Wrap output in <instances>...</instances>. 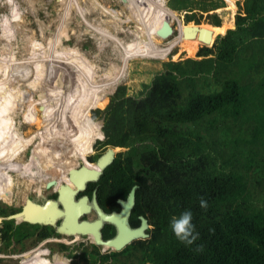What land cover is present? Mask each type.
Segmentation results:
<instances>
[{
  "label": "trees",
  "instance_id": "1",
  "mask_svg": "<svg viewBox=\"0 0 264 264\" xmlns=\"http://www.w3.org/2000/svg\"><path fill=\"white\" fill-rule=\"evenodd\" d=\"M173 1L174 10L192 3ZM242 10L233 29L210 48L199 49L200 59L171 62L159 73L153 67L160 63L151 61L152 68L143 65L138 70L142 78L149 77L147 85L143 79L128 80L105 110L92 111L89 121H104L119 110L105 122L102 140L93 145L98 152L90 161L108 147L125 151L89 184V193L97 186L99 204L106 211L118 210L117 200L136 185L129 223L136 226L143 215L152 230L148 239L135 240L120 251L101 252L91 243V249L70 254V264H264V204H256L258 194L247 193L245 186L250 174L259 168L264 172V0H244ZM210 23L222 24L217 16ZM141 98L136 106L131 104ZM7 121L8 154L18 124L11 117ZM85 124H69L65 132L70 138L73 133L85 136ZM96 136L100 139L101 132L80 149V156ZM3 143L0 138V146ZM50 146V158L63 150L58 141ZM201 197L207 200L206 209L199 207ZM189 209L199 234L192 245L180 242L169 227L173 216ZM53 231L3 221L0 242L5 248L25 250L26 241L33 246L52 237ZM102 231L104 238L114 233L111 226ZM58 246V252L69 249Z\"/></svg>",
  "mask_w": 264,
  "mask_h": 264
},
{
  "label": "rangeland",
  "instance_id": "2",
  "mask_svg": "<svg viewBox=\"0 0 264 264\" xmlns=\"http://www.w3.org/2000/svg\"><path fill=\"white\" fill-rule=\"evenodd\" d=\"M163 1H165V6L174 15L173 17L166 16V21L170 25L172 24L174 32L166 39L157 38L155 40V46L158 50L165 51L158 53L162 58H158V55L153 58L135 57L130 59L125 64V78L122 82H119V79L116 78L112 71H104L103 69H106L111 63L119 62V59H121L118 52L120 48L115 40L127 44L133 40L135 30L140 29L139 23L135 18L132 20L128 19L131 18V11L126 8L127 3L125 0H0V21L7 18L8 24V26H4L8 29V36H0V48H4L7 55L10 54V57L14 54V64L16 65L17 61L21 62L28 55V60L31 62L20 63V67H25V70L29 74L31 72L30 75L33 72L35 79L30 85H20L21 88L18 84H13L17 88L16 90L14 89L15 91L8 103V117L13 118L19 123V126H17V129H19L18 134L26 138L33 135L35 136V140L26 146L18 156L19 159L27 160L26 166L28 172L23 173L20 171L21 173H14L9 169L8 175H0L1 204L10 206L14 212L22 206L26 198H33L42 202L54 194L52 189L46 188L39 182L42 180L43 175L47 173L48 177L55 180L59 186L67 178L68 169L55 170L53 166L54 160L66 158L65 153L63 150L53 152V154H59L50 158L53 161L50 160L51 162L48 161L45 164L44 156H47L51 146L43 140L42 134H37V132L42 130L45 131L46 136H49L46 126L54 124L57 121H62V128L58 131L59 136L56 140L60 139L67 125L71 123L76 124L84 120L89 121L88 118L92 115V111L97 109L100 111L105 110L116 89L119 86L127 85L128 80L138 83L143 79L145 85H147L150 79L149 77L142 78V72H138L140 67L147 65L149 66L148 68H152L151 61L159 62V66L153 67L159 73L164 71V66L170 65L171 62L176 63L189 58L200 59L197 57L199 49L213 46L219 36H223L227 30L234 28L236 16L239 14L243 15L244 0H190L192 2L190 3V7L181 10H174L175 2L173 0ZM143 8H146L142 10L143 15L156 25L153 26L154 29H158L163 22V19H160V11H154L151 14L150 11L152 10L148 5L144 6L143 4ZM202 8H208L209 11L203 12ZM18 12L19 16L17 18L16 14ZM15 16L16 18H14ZM214 16H217V19L221 20V26L225 27L224 30L221 31L218 28L221 26H213L210 23L213 21ZM205 26H211L215 30L207 31L204 29ZM144 32L148 34L146 31ZM106 33L110 37H105ZM186 35H190L189 38L197 42L196 52L193 56L188 55L185 50L184 41ZM145 37L151 40L152 36L150 38L148 36ZM202 39L205 42L208 40V42L203 43ZM57 49L63 57L68 56V65L71 70H67V64L65 63L64 69L70 75L77 77L80 83L88 85L100 96L107 97L108 102L105 108H92L83 119L76 118L71 121L63 119L62 116H65L64 111L66 110L63 101L67 97L63 100L64 95H60V100L57 99L50 92V89L53 87L51 86L52 80L45 79L48 75H51V78L54 75L52 63L57 62L55 56L59 58L56 52ZM77 56L81 58V61L76 60ZM93 64L97 67L92 68ZM34 65L41 66V68L39 67L41 70L38 68L31 69ZM11 70L14 69L12 68ZM4 86L7 88L8 84H4ZM74 90L68 89L71 92L68 95H74ZM21 97H27L29 100V103L24 104V111H26L23 115H21L22 111L15 112L14 108L16 106L15 103ZM70 99L74 100L72 97ZM54 101H57L56 105L51 109V104ZM99 121L102 122L101 119L91 122ZM7 124L8 122L0 124V138L4 139V143L0 146V151L4 153H6L11 144V137L7 134ZM97 136L93 140L89 152L85 155L86 160L91 164L95 162L94 160L90 161L91 158L95 157L98 152L93 145L97 140H102V138L99 139ZM15 150L16 146L8 154L6 153V157H1L0 162L15 159ZM124 151L125 149L120 148L116 151L115 156ZM72 162L74 168L83 165V161L78 157L72 159ZM7 177L10 178L11 184L8 183ZM245 186L248 188L247 193L255 197L258 194L256 204H261L262 202L264 204V172L260 168L255 175H249ZM82 201L83 198L81 197L75 203L79 204L81 202L83 204ZM83 217L93 220L95 213L92 210H87ZM14 225L18 224L14 222ZM151 230L152 226L149 227V234ZM53 232L51 238L33 246H29L31 240L26 241L27 247L25 250H21L17 245H12L10 248H1L0 264H70V254L76 251L80 252L83 248L91 249V239L88 237L78 236L75 238L68 236L65 238L62 235H57L55 231ZM56 244H64L69 249L65 252H58ZM100 251L111 250L100 247ZM60 258L64 259L65 262H62ZM25 259L28 261H24Z\"/></svg>",
  "mask_w": 264,
  "mask_h": 264
},
{
  "label": "bare ground",
  "instance_id": "3",
  "mask_svg": "<svg viewBox=\"0 0 264 264\" xmlns=\"http://www.w3.org/2000/svg\"><path fill=\"white\" fill-rule=\"evenodd\" d=\"M125 1L127 3L126 8L129 9L130 11L132 10L131 11V18H128V19L132 20L135 18V20H137L139 23L140 29L135 30V33H134L135 35H134L133 40L127 44L121 43L122 41L115 40V42H117V44L120 48L119 50L117 49L119 52V56L121 57V59H119L120 63L119 62L111 63L107 66L106 69H103L104 71L105 70L112 71L115 74L116 78L119 79V82H122L125 78V76H124L125 64L130 59L135 58V57L153 58V57H156L158 55H159L158 58H160V57L162 58V56H160V54H158V53L165 52V51H162L160 49L158 50V48L155 46V40L159 37L156 36V30L157 29H154L152 27L156 26V25H154L149 20V18H147L146 16L143 15L142 10L147 8V7L143 8V4H144V6L145 5H148V6L153 5V6L157 7V9H154L155 11L164 12L167 14L168 17L174 16L173 13H171V11L165 6V1H163V0H125ZM14 10H15V8H14ZM148 12H149V10H148ZM127 15H129V14H127ZM149 15H150V13H149ZM16 16L18 18L19 12L16 14ZM16 16L14 18H16ZM132 16H134V17H132ZM165 21H166V18H165ZM4 26H8L7 18L0 21V36L4 35L5 37H7L8 36V29L5 28ZM204 29L207 31L208 30H210V31L215 30L211 26H205ZM144 31H146L148 34H146ZM150 32H151V34H149ZM107 33L109 34V32H107ZM107 33L104 36L110 37ZM145 36H148L149 38L152 36L151 40L146 38ZM189 36L188 35L185 36L184 45H185V50H186L187 54L190 56H193L194 53L196 52V47H197L196 43L197 42L194 41L193 39H190ZM94 45H96V44H94ZM54 50H56V49H54ZM54 50H53V52H54ZM56 52L58 53L57 55L59 56V58L57 56H55L57 58V62L52 63V66L54 69V75L52 76V78H51V75H48L45 77V79L46 80L50 79V81L52 80L51 86H53V87L50 89V92H52V94L57 99L60 100V95H64L63 100L65 99V97H67L64 101L62 100L63 104L66 106V110L64 111L65 116H62L63 119L68 120V121H71L72 119H76V118L83 119L89 114V112L92 108H99V109L105 108V106L108 102L107 97L106 96H100L98 93H96V91H93L92 88L89 87L88 85H85L82 82L80 83V81L77 77L70 75L68 72L69 70H71V69H69V65H68V62H69L68 56L63 57L58 49ZM9 57H10V54L7 55L4 48H0V124H2L4 122L6 123V121L8 119V115H9L8 103H9V100L11 99L12 94L14 93V91L17 88L16 86H13V84H15V85L18 84L19 87H20V85L27 86V85H30V83L33 80H35L33 72H32V75H30L31 74L30 71H29L30 72V74H29L27 72V70H25V67H20V63L22 64L24 62H28V63L31 62L30 60H28V58H29L28 55H27V57L23 58L21 60V62L17 61V65L14 64V60H15L14 54H12L10 58ZM76 60L81 61V58L79 56H77ZM64 63L67 64L66 67H67L68 71L64 69L65 68ZM13 65H14V67H13ZM32 67L33 68H31V69H35V68L39 69V67L41 68V66H35V65ZM91 67L96 68L97 66L95 64H93ZM12 68L14 70H11ZM39 70H41V69H39ZM43 73H44V71H43ZM4 84H6V85L8 84L9 88L8 87L6 88L4 86ZM2 88H4V89L2 90ZM70 88L75 89L73 92L74 95H68L71 93L68 91V89H70ZM109 92H111V91H109ZM92 95H95V96H92ZM69 97L74 98V100L72 99V102H66L65 103L66 100L70 99ZM56 102L57 101H54L51 104V109H53V106L56 105ZM26 103H29L28 98L27 97H21L17 101L16 107H15V112L16 111L17 112L22 111L21 115H23L24 112L26 111V110L24 111V104H26ZM25 108H27V107H25ZM78 108H80V109L78 110ZM35 111H37V110H35ZM102 122H103V120H102ZM62 124H63L62 121L57 122V126L59 128L62 127ZM48 132H47L49 134L48 137H50V138L56 139L59 136L57 131L53 128H51L50 131H48ZM37 134L44 135L45 131L40 130L39 132H37ZM27 140H29V137L27 138ZM58 141H59V139H58ZM28 145L29 144L27 143V141H24L21 143L19 141L17 142L16 150H15V152H16L15 159L5 160L3 162H0V175H2V176L8 175L9 169H11L14 173H16V172L21 173L20 171L23 172L25 170L26 163H25V161H22L23 163H21V160H23V159H19L18 156L20 153H22L24 148ZM63 149L66 150L65 148H63ZM47 157L50 159L49 156H47ZM65 159L66 158L63 157V158H60L59 160H54L53 161L54 162V164H53L54 168H57L58 163L61 162V160L64 161ZM92 164H94V167H88L86 165L85 166L89 169H94V170L97 169L96 161ZM7 178H9V177H7ZM39 182L41 184H43L46 188H52L53 191H57L60 193V203H61V207L63 209V213H62L63 219L67 218L69 216H76V215L77 216H83V215H85V212L87 210H92L95 213L94 225L92 227L93 231L96 230L99 226H101L102 223H104V222H113V223L121 226L123 229L129 230L128 226H126V224L124 223L122 216L118 212L112 211L110 213H106L102 210V208L95 201L86 202L84 204V206L78 210H75L72 212H66L64 210V200L62 198V192H61L60 186H57L55 181H50L47 184H45V180H41ZM85 219L88 220L87 218H85ZM61 221L58 223V226L56 229L57 234L62 235V236H66L64 228L61 224L62 223ZM93 231H91L90 234H89V232L87 233L89 239L93 238ZM74 237L77 238V235H74Z\"/></svg>",
  "mask_w": 264,
  "mask_h": 264
},
{
  "label": "water",
  "instance_id": "4",
  "mask_svg": "<svg viewBox=\"0 0 264 264\" xmlns=\"http://www.w3.org/2000/svg\"><path fill=\"white\" fill-rule=\"evenodd\" d=\"M173 32L174 28L172 27V24L170 25L169 22L164 21L156 30V35L159 38L166 39L170 37ZM201 41L203 43L208 42V40H206L207 42H205L203 39ZM146 91L147 88L145 89L144 95ZM144 95L142 96V98L144 97ZM142 98L138 101L133 102L132 104L136 106L142 100ZM118 111L119 110L112 111L102 122V125L100 126L101 138H103L102 128L105 122L110 117L114 116ZM119 149L120 148L118 147H108L102 154L97 157V169L95 170L89 169L85 165H81L78 168H71L68 170V182H64L60 186L62 198L64 200V210L66 212L78 210L82 208L86 202L89 201H95L99 206H101L97 200L96 189L93 191L90 200H88L87 198L83 199L82 202H85L83 205L81 202V204L75 203L76 197L79 193L86 190L88 184L96 183L99 180L104 169L112 163L113 159L115 158L116 151H118ZM136 189L137 186H133L128 192L125 199H119L117 201L119 207L116 212H118L122 216L123 221L126 226H128L129 230H125L121 226L113 222H104L101 226L93 231L92 227L94 225V219L86 220L77 215L69 216L63 219V209L60 203V193L57 191H54V198H46L42 202H39L33 198H26L19 211L5 217H0V224L3 221H14L17 224L26 223L32 226L50 227L57 234L56 229L58 223L62 220L61 224L64 228L66 236L77 235L88 237L87 233L89 232L90 234V232L93 231V238L91 239V241L94 245L113 251H120L135 240H145L149 238V233H146V230L151 227V225L143 215H139L137 217L139 223L136 226H131L129 223V217L135 203ZM103 210L105 209L103 208ZM112 211L106 212L110 213ZM104 226L113 227L114 235L109 238H104L101 231Z\"/></svg>",
  "mask_w": 264,
  "mask_h": 264
},
{
  "label": "flooded vegetation",
  "instance_id": "5",
  "mask_svg": "<svg viewBox=\"0 0 264 264\" xmlns=\"http://www.w3.org/2000/svg\"><path fill=\"white\" fill-rule=\"evenodd\" d=\"M151 6V5H150ZM132 11V10H131ZM150 13L151 14H153V12L152 11H150ZM16 107V106H15ZM14 107V108H15ZM14 120V119H13ZM15 122H17L16 120H14ZM8 122V124H7V126L9 127V125H10V121H7ZM58 122V121H57ZM57 122L56 123H54V124H48L46 127H47V131H50V129L51 128H53V129H55L56 131H57V133H58V131L62 128H59L58 126H57ZM17 124H18V126H19V123L17 122ZM72 124V123H71ZM101 124H102V122L101 121H99V122H89V121H86V124H85V126H83L82 127V130H83V132H87V134L85 135V136H79V133H73L72 134V140H71V138H70V136L65 132V130H64V132L62 133V135H61V137H62V140H61V137H60V139H59V141L58 140H56V139H54V138H50V137H48V136H46L45 134L44 135H42V138H43V140H45L46 142H48L50 145H51V143L53 142V141H58V142H60L61 143V145L63 146V148H65L66 150H64L63 149V152L65 153V155H66V159L64 160V161H62L61 160V162L58 164V166H57V168H55V170H59V169H70V168H74L73 167V165H72V159H74V158H76V157H78V158H80L82 161H83V164L84 165H86V166H88V167H94V164H91V163H89L87 160H86V158H85V155L88 153V151H89V148L86 146V150H85V152L83 153V155L82 156H80V154H79V151H80V149L93 137V136H95L96 134H97V132L98 131H100V126H101ZM19 133V129H17L16 130V132H15V141H14V143H13V147L14 146H16L17 145V142L19 141L20 143L21 142H24V141H27V143L30 145L34 140H35V136H28V137H30L29 138V140H27V138L26 137H22L20 134H18ZM75 141V142H74ZM49 144H48V149H49ZM55 146L56 147H58L59 146V144H55ZM32 151V150H31ZM49 153V152H48ZM47 156H49L48 154H47ZM47 156H44V159H45V164L48 162V161H50V160H52V159H49ZM0 158H1V155H0ZM22 161H25V163H26V159H23V160H21V163H23ZM53 161V160H52ZM96 161V160H95ZM51 162V161H50ZM25 172H28V168H27V166H25V170L23 171V173H25ZM7 180H8V183L9 184H11V180H10V178H7ZM42 180H45V184H47L48 182H50V181H55V180H53L52 178H50V177H48V175H47V173L45 174V175H43V177H42ZM64 182H67V178L64 180ZM55 183L57 184V182L55 181ZM57 186H59V185H57ZM89 184L87 185V187H86V190L85 191H83V192H81V193H79L78 195H77V197H76V201L77 200H79L81 197L83 198V197H87V199L88 200H90L91 199V195H92V193H93V191L96 189H98V187L97 186H95L92 190H91V193H89ZM48 189H52V188H48ZM96 194H97V191H96ZM0 197H1V194H0ZM54 198L55 197V193L53 194V195H51V196H49V198ZM86 199V198H85ZM118 201V200H117ZM83 204H84V202H83ZM82 204V205H83ZM21 209V207L18 209V210H15L14 212H13V210H12V208L9 206H6V205H3V204H1V202H0V217H5V216H7V215H10V214H13V213H15V212H17V211H19ZM3 212L5 213V214H3ZM83 216H85V215H83ZM83 216H81V218H83V219H85L86 217H83ZM89 220V219H88ZM104 228V227H103ZM103 228L101 229V231L103 230ZM102 234H103V231H102ZM58 235V234H57ZM113 235H114V233H113ZM112 235V236H113ZM65 238L66 237H68V236H64ZM70 237V236H69ZM72 237H74V236H72ZM78 237V236H77ZM79 237H82V236H79ZM86 237V236H85ZM51 238V237H50ZM46 240V239H45ZM91 243H92V241H91ZM57 245V248H59V244H56ZM2 246V247H1ZM12 245H10V246H8V248H10ZM1 248H5V247H3V244L0 242V249ZM58 250V249H57ZM54 257V256H53ZM60 260H61V258H60ZM24 261H28V260H24Z\"/></svg>",
  "mask_w": 264,
  "mask_h": 264
},
{
  "label": "clouds",
  "instance_id": "6",
  "mask_svg": "<svg viewBox=\"0 0 264 264\" xmlns=\"http://www.w3.org/2000/svg\"><path fill=\"white\" fill-rule=\"evenodd\" d=\"M208 206L207 200L203 197L199 199V207L206 209ZM192 211L185 210L178 216H173L169 221V227L175 237L182 243L192 245L196 242L199 234L195 231V225L192 223Z\"/></svg>",
  "mask_w": 264,
  "mask_h": 264
},
{
  "label": "crops",
  "instance_id": "7",
  "mask_svg": "<svg viewBox=\"0 0 264 264\" xmlns=\"http://www.w3.org/2000/svg\"><path fill=\"white\" fill-rule=\"evenodd\" d=\"M150 8H151V10H152V12H154L155 10L154 9H157V7H155V6H153V5H151V6H149ZM160 19H163V22L165 21V18H166V16H167V14L166 13H164V12H161L160 11ZM157 21H159V19H157ZM162 22V23H163ZM152 28H154V27H152ZM13 148V147H12ZM6 154V153H5ZM0 155H1V157H6V155H4V152H1L0 151Z\"/></svg>",
  "mask_w": 264,
  "mask_h": 264
}]
</instances>
